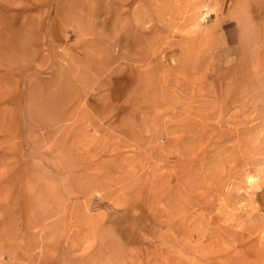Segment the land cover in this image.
<instances>
[{"label":"rangeland","instance_id":"obj_1","mask_svg":"<svg viewBox=\"0 0 264 264\" xmlns=\"http://www.w3.org/2000/svg\"><path fill=\"white\" fill-rule=\"evenodd\" d=\"M0 264H264V0H0Z\"/></svg>","mask_w":264,"mask_h":264}]
</instances>
